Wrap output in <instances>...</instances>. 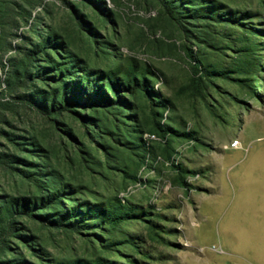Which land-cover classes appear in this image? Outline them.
<instances>
[{
    "label": "rangeland",
    "instance_id": "374dc122",
    "mask_svg": "<svg viewBox=\"0 0 264 264\" xmlns=\"http://www.w3.org/2000/svg\"><path fill=\"white\" fill-rule=\"evenodd\" d=\"M31 2L36 8L28 24L13 26V16H5L0 26V153L32 164L25 179L0 164V198H38L39 188L28 176L39 169L52 171L71 189L70 199L62 202L65 209L84 205L80 213L87 205L116 200L138 217L120 225L122 234L115 233L106 250L101 245L109 237L100 229L78 233L18 216L17 226L28 230L19 227L18 234L32 236L27 241L33 250L13 239L0 262L256 264L249 205L261 192L248 178L264 169V0H202L209 18H191L186 10L192 7L184 5L175 21L155 0H105L107 17L82 0H66L77 15L62 0ZM48 29L88 70L120 68L139 80L140 74L152 72L145 78L170 104L154 113L170 133L164 139L153 133L141 136L152 153L144 162L135 165L133 155L113 151L108 157L92 123L72 111L62 109L54 123L25 106L20 97L26 89L12 76L14 61L20 60L17 49ZM34 86L44 88L39 82ZM121 95L138 107L141 120L149 118L143 94ZM81 114L84 119L101 117ZM101 128L102 138L110 142L107 129ZM120 132L126 133L123 126ZM234 141L240 143L237 149L230 146ZM14 142L28 150L33 142L37 151L20 152ZM127 167L134 179L124 173ZM39 209L35 214L48 212ZM257 227V234L264 233V222ZM231 236L242 261L223 245ZM212 245L223 254L209 251Z\"/></svg>",
    "mask_w": 264,
    "mask_h": 264
},
{
    "label": "trees",
    "instance_id": "16d2710c",
    "mask_svg": "<svg viewBox=\"0 0 264 264\" xmlns=\"http://www.w3.org/2000/svg\"><path fill=\"white\" fill-rule=\"evenodd\" d=\"M20 1L0 0V26L3 27L5 16H13V26H18L19 22L28 24L32 20V9L36 8L35 4L31 2L32 0ZM62 1L73 15H77V9L73 5L66 2V0ZM82 1L98 9L99 13L104 17L109 15L105 0ZM155 1L162 6L165 14L173 21L177 19L179 10L184 11V5L192 7L189 11L186 10L191 12L189 14L191 18H209L211 16L209 13L204 12V7H200L203 4L201 3L202 0ZM36 31V28H34L33 33ZM47 32L48 34L40 33L37 38H29L28 46H21L17 49L20 60L14 61L15 70L12 76L16 81L24 85L26 89V92L20 97L26 103L25 106L30 110L37 111L45 118L52 119L54 123H56L55 116L62 109L72 111L86 124L92 123V129L98 133V139L101 141L99 147L108 157L113 151L118 154L121 153V155L122 153L133 155L137 158V161L134 162L135 165L140 164L142 161L144 162L152 153L151 148L147 146L141 136L146 133H153L164 139L170 133V129L167 126L160 124V114L154 113L155 108L164 111L170 104L162 100L158 92L153 90L150 81L145 78L146 75L153 76L152 72L147 70L145 74H140L141 78L139 80L134 78L135 74L132 72H125L120 70V68L111 73L88 70L85 62L73 57L70 49L56 33L50 29ZM90 39L93 41L91 37ZM198 69V66L194 68V76L199 73ZM195 81L197 82V80ZM199 81L201 80L198 79ZM38 82L44 86L43 89H35L34 84ZM52 84L56 85V87L49 90V86ZM71 91L73 92L71 93ZM123 93L127 95L136 93L144 95L145 101L150 108L149 118H147L148 122H146L147 119L141 120L139 113H137L138 107L121 95ZM123 111H129L130 114L125 115ZM87 112L95 113L101 117L86 116V119L82 118L83 114L81 113ZM119 114L124 120H117L116 115ZM107 116H111V119H107ZM127 123L130 124L128 125ZM119 125L124 127L125 134H121ZM102 126L107 129L110 142L102 138L104 134ZM14 144L20 152L28 150L22 146L23 144L18 142H14ZM31 144H29L31 149L28 152L37 151L36 145L33 142ZM0 164L24 179L27 178V173L25 174V172H28L27 169L32 166V164L16 159V156L3 153H0ZM127 169L128 171H124V173L129 174L131 169L128 167ZM129 175L131 179H134V176ZM28 177L34 179L39 188L41 195L38 198L32 195L22 198H9V200L0 198V253L11 250V240L13 241V239L19 240L26 248H29L28 243L30 241L27 240H31L32 236L27 237L18 234L21 231L19 227L23 231H28L22 224L17 226L15 219L18 216L24 219L36 218L42 223L50 224L52 228L70 229L78 233L86 231V234H89L91 230L100 229L107 233L106 237H109L106 244L101 245V247L110 250L111 243L108 241L113 238L115 233L122 234L119 230L120 225L130 221L132 218H136L138 215L133 208L122 206L116 200L106 204L87 205L88 208L85 211L81 210L80 213L78 209L84 205L78 204L73 208L65 209L62 206V202L70 199L68 195L71 189L66 184H60L59 181H64L61 177L56 176L52 171L43 172L39 169L32 170V174ZM36 208H40L39 210L43 211L47 210L48 212L43 215L35 214ZM68 220L71 221L69 222L71 224L67 223ZM151 229L153 228L151 227ZM137 240L141 241L140 239ZM33 253L35 252L33 251ZM5 263L26 264L23 259H14ZM0 264L4 263L0 262ZM75 264H79V262ZM96 264L105 263L97 262Z\"/></svg>",
    "mask_w": 264,
    "mask_h": 264
},
{
    "label": "crops",
    "instance_id": "0c3cea01",
    "mask_svg": "<svg viewBox=\"0 0 264 264\" xmlns=\"http://www.w3.org/2000/svg\"><path fill=\"white\" fill-rule=\"evenodd\" d=\"M252 178H248L250 186H256L258 192H261V195L258 196L260 199L250 202L249 208H251L250 213L252 214V221L255 224V237L251 240V257L256 264H264V236L263 231L260 234H257L258 227L257 224L264 222V169L258 170L253 173ZM261 176V177H259ZM252 184V185H251ZM225 239V238H224ZM236 238L231 236V240L228 242L226 239L223 242V245L230 250V254L237 258L239 261L244 260L243 256L236 251L235 242Z\"/></svg>",
    "mask_w": 264,
    "mask_h": 264
},
{
    "label": "built area",
    "instance_id": "2783aa9c",
    "mask_svg": "<svg viewBox=\"0 0 264 264\" xmlns=\"http://www.w3.org/2000/svg\"><path fill=\"white\" fill-rule=\"evenodd\" d=\"M230 146H231V148L237 149L238 147H240V143L238 141H234V142H232V144ZM208 250L213 252V253H216V254H223V250L221 249L220 246L212 245L208 248Z\"/></svg>",
    "mask_w": 264,
    "mask_h": 264
}]
</instances>
